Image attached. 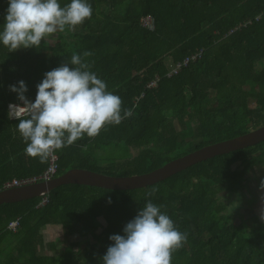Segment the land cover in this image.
<instances>
[{"label":"trees","instance_id":"trees-1","mask_svg":"<svg viewBox=\"0 0 264 264\" xmlns=\"http://www.w3.org/2000/svg\"><path fill=\"white\" fill-rule=\"evenodd\" d=\"M58 2L64 7L71 0ZM87 2L91 18L75 30L54 33L52 45L42 42L38 48L10 52L0 43V189L10 180L38 177L49 165L26 155L19 120L7 117V105L18 102L9 86L24 81L26 98L35 102L45 73L85 51L92 53L90 70L132 116L58 150L54 177L75 169L117 177L145 174L264 126V16L228 35L263 13L264 0ZM8 6V0H0V31ZM146 15L155 19L152 33L139 24ZM199 52L198 60L166 76L171 66ZM155 77L156 86L147 88ZM121 147L130 151V158L96 159L106 148ZM262 165L264 142L195 164L144 189L65 185L51 191L42 206L41 197L0 205V264H103L113 243L109 237L124 235V226L149 200L187 235V242L173 251L171 264H264V221L254 216L248 223H229L220 197L223 191L242 192L247 174ZM16 218L17 230L7 231ZM98 219L104 224L99 234L94 225ZM77 225L90 233L82 248L70 244L52 255L56 249L50 244L52 253L41 254L45 228L70 233Z\"/></svg>","mask_w":264,"mask_h":264},{"label":"clouds","instance_id":"clouds-1","mask_svg":"<svg viewBox=\"0 0 264 264\" xmlns=\"http://www.w3.org/2000/svg\"><path fill=\"white\" fill-rule=\"evenodd\" d=\"M8 4L0 43L10 52L38 48L54 33L66 27L75 30L92 16L87 0H71L64 7L58 0H8ZM91 55L89 51L82 56L73 54L70 63L45 73L37 85L35 102L26 98L24 81H19L18 87L9 86L23 105L10 104L9 119L19 120L17 130L27 145L25 153L41 164L58 159V150L85 134L94 138L106 126L119 125L132 116V110H122L121 98L108 91L106 83L90 70L87 58ZM260 219L264 221V212ZM123 232L109 237L113 243L102 258L103 264H171L173 251L187 242L186 233L150 200Z\"/></svg>","mask_w":264,"mask_h":264},{"label":"water","instance_id":"water-1","mask_svg":"<svg viewBox=\"0 0 264 264\" xmlns=\"http://www.w3.org/2000/svg\"><path fill=\"white\" fill-rule=\"evenodd\" d=\"M264 142V126L232 140L203 147L186 156L169 161L145 174L117 177L85 170H70L48 181L0 189V205L15 204L48 195L65 185H80L111 191L144 189L164 181L187 168L209 159L252 148Z\"/></svg>","mask_w":264,"mask_h":264},{"label":"rangeland","instance_id":"rangeland-1","mask_svg":"<svg viewBox=\"0 0 264 264\" xmlns=\"http://www.w3.org/2000/svg\"><path fill=\"white\" fill-rule=\"evenodd\" d=\"M9 7V6H8ZM55 35H52L47 39V44L52 45L54 43ZM130 151L124 148H106L96 154V159L100 162L112 161V160H124L130 158ZM132 154V153H131ZM135 152H133V155ZM179 152H176V155ZM249 177L246 182L245 188L242 192H236L232 196L227 191H223L220 194L221 200L225 203L226 211L224 215H227L226 220L233 225L241 224V221H248L252 217H257L258 220L262 212H264V165L254 167L250 173L247 174ZM239 209V210H238ZM95 228L96 233L99 234L104 226L102 219L96 221ZM43 244H45V251L40 250L43 255H50V244L56 250L52 255H57L70 244L75 245L78 248H82L84 242L90 239L89 231H84L81 225L75 226L73 231L67 233L59 227H47L42 231Z\"/></svg>","mask_w":264,"mask_h":264},{"label":"built area","instance_id":"built-area-1","mask_svg":"<svg viewBox=\"0 0 264 264\" xmlns=\"http://www.w3.org/2000/svg\"><path fill=\"white\" fill-rule=\"evenodd\" d=\"M263 16H264V11H263V13L255 16L253 19H247V20L239 23L235 27L234 30L229 32L228 35H232L234 32H236L238 30L245 29V27L250 26L253 22H258ZM139 24L142 27V29H144L145 31H147L149 33H152L155 30V19L150 15L142 16L139 19ZM200 55H201L200 52L197 54L191 55V56L185 58L184 60H182L181 63L171 66L168 73L166 74V76L170 77V76L177 75L179 73V71L182 69V67H186L189 63H192V62L198 60L200 58ZM158 81H159V78L155 77V79L147 85V88L155 87ZM10 104H20L21 106H23L19 100L17 103H10ZM10 104H8L6 107L8 118H9L8 112H9V105ZM13 119H15V118H13ZM57 172H58V159H56L55 161L50 160L49 165H47V168L45 169V171L40 176L32 177V178L10 180V181L3 183L1 185V189L21 187V186L29 185V184L36 183V182L48 181V180L53 179L54 176L57 174ZM46 203H47V195L41 197L39 206L45 205ZM18 226H19V218H16L12 221H9V223L6 226V230L14 233L17 230Z\"/></svg>","mask_w":264,"mask_h":264}]
</instances>
